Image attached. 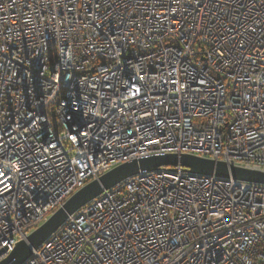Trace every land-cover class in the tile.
Returning <instances> with one entry per match:
<instances>
[{"label": "built area", "instance_id": "obj_1", "mask_svg": "<svg viewBox=\"0 0 264 264\" xmlns=\"http://www.w3.org/2000/svg\"><path fill=\"white\" fill-rule=\"evenodd\" d=\"M204 3L0 0V260L124 162L264 172V2ZM21 264H264V184L141 171Z\"/></svg>", "mask_w": 264, "mask_h": 264}, {"label": "water", "instance_id": "obj_2", "mask_svg": "<svg viewBox=\"0 0 264 264\" xmlns=\"http://www.w3.org/2000/svg\"><path fill=\"white\" fill-rule=\"evenodd\" d=\"M182 165L190 171L201 175L221 177L232 176L235 179L264 184V172L247 168L229 166L226 162L201 158L191 154H163L143 157L124 162L90 181L87 185L74 193L48 220L37 227L26 238L21 239L15 248L0 264H21L37 250L46 239L59 229L79 208L100 195L105 189L111 188L125 178L141 172L155 171L163 166ZM3 251L0 252V255Z\"/></svg>", "mask_w": 264, "mask_h": 264}, {"label": "snow or ice", "instance_id": "obj_3", "mask_svg": "<svg viewBox=\"0 0 264 264\" xmlns=\"http://www.w3.org/2000/svg\"><path fill=\"white\" fill-rule=\"evenodd\" d=\"M158 2L163 4L165 2V0H158ZM185 2L189 3V2H191V0H185ZM262 2H264V0H262ZM168 3H169V8L166 9V11L164 13L165 15L170 13L172 5L179 4L180 0H168ZM196 4L197 5L203 4V6L205 8L208 6L207 3H204V0H196ZM97 6H99V5H97ZM252 31L254 32L255 29H252ZM241 39H245L243 33L241 34ZM244 47H245V44H243V43L239 44V48H244ZM262 47H264V45H262ZM218 51H219V55L222 56L224 54L222 50H218ZM200 83L205 84L206 81L201 80ZM138 91H139V89H137V92ZM2 160H3V158H0V164H2ZM0 184H3L5 188L9 187V180L7 177V173L5 172V170L2 166H0Z\"/></svg>", "mask_w": 264, "mask_h": 264}]
</instances>
